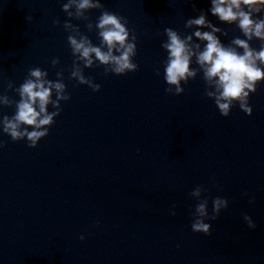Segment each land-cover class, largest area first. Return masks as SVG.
Returning <instances> with one entry per match:
<instances>
[{
	"label": "clouds",
	"instance_id": "9594fccd",
	"mask_svg": "<svg viewBox=\"0 0 264 264\" xmlns=\"http://www.w3.org/2000/svg\"><path fill=\"white\" fill-rule=\"evenodd\" d=\"M213 7L211 9L213 15L219 16L222 21L239 20V26L249 39L252 35L264 39V20L254 21L251 18L250 12L240 10L241 5H246L250 10L259 11L256 5L264 3V0H212ZM90 0H81L78 8L94 7ZM68 5H65V10ZM190 24L205 25L204 16L192 20ZM98 27L102 29L100 35L103 37L104 43L108 46V52H102L98 47H92L90 44L86 46V42H77L69 37V40L75 50L87 60L88 65L91 64L90 56L95 54L96 58L104 64L114 63L117 73L123 72L125 69H134L136 66L129 62V55L133 52V45L125 47L127 40V31L120 23L117 16L104 13L100 18ZM215 31V30H214ZM169 43L164 47L169 52V62L166 68V80L169 84H178L180 79L195 73L190 70V58L193 55L191 50L186 46L175 32L167 30ZM195 35L207 41L205 50L198 55V63L205 67L206 77L211 80L218 77V86L222 89L220 97L217 99L218 107L222 114L227 115L229 105L232 100H241L243 107V98L248 95L245 89L255 90V81L264 79V70L256 66L255 61L259 60L264 63V49L258 53L251 50L248 44L243 40H235L234 43L244 48V54L240 55L235 50L225 48L219 40L209 32L201 33L197 31ZM190 39V37H189ZM119 44L121 48H125L123 53L117 57L112 55V49ZM32 75L37 78V82L27 81L21 88V102L18 104L16 115L9 120L5 117L4 131L9 133L15 140L23 136H27L34 147L36 141L42 136H45L46 131L20 132L18 131L20 124L34 126L36 129L44 125H49L52 122V115L46 114V106L50 102V88L55 87L57 91L63 89V85L56 83L48 88L44 87V83L40 81L41 72L37 69L32 72ZM78 75V73H73ZM83 81V77H81ZM180 91V89H178ZM211 95V94H209ZM220 100H225L227 103H221ZM39 103V111L36 110V103ZM41 114L43 118H41ZM54 115V114H53ZM220 201H216L219 207ZM204 206L200 205L198 211L203 214ZM194 231L207 232L209 226L202 222H197L192 225Z\"/></svg>",
	"mask_w": 264,
	"mask_h": 264
}]
</instances>
